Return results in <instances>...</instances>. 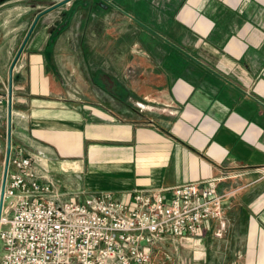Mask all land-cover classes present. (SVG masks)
<instances>
[{"label":"crops","instance_id":"1","mask_svg":"<svg viewBox=\"0 0 264 264\" xmlns=\"http://www.w3.org/2000/svg\"><path fill=\"white\" fill-rule=\"evenodd\" d=\"M92 1L0 0V88L11 84L16 145L40 181L53 170L99 171L111 175L116 197L218 178L230 202L225 233L215 236L208 221L193 236H159L150 258L180 241L183 257L174 246L159 264H264V0ZM78 9L111 32L117 16L114 42L126 36L145 49L119 42L120 57L133 61L115 70L111 51L82 48L98 63L89 74L61 69L59 42L73 41L67 30ZM118 89L139 105L140 120L113 109ZM59 131L71 132L70 148Z\"/></svg>","mask_w":264,"mask_h":264},{"label":"built area","instance_id":"2","mask_svg":"<svg viewBox=\"0 0 264 264\" xmlns=\"http://www.w3.org/2000/svg\"><path fill=\"white\" fill-rule=\"evenodd\" d=\"M1 181L0 264H148L159 236H193L216 221L213 233L221 237L227 227L228 193L218 191V178L134 189L126 198L101 191L59 200L29 155L11 146L3 188Z\"/></svg>","mask_w":264,"mask_h":264},{"label":"rangeland","instance_id":"3","mask_svg":"<svg viewBox=\"0 0 264 264\" xmlns=\"http://www.w3.org/2000/svg\"><path fill=\"white\" fill-rule=\"evenodd\" d=\"M86 0H76L77 2H84ZM94 2L97 3H108L107 0H93ZM92 1V2H93ZM118 1V0H116ZM91 2V1H90ZM104 4H100V7H103ZM89 14L90 11L86 10V9H78L77 13L74 14L73 18L70 21V26H69V30H67L69 32L70 35H72V40L71 42H59V66L61 65V69L62 65H67L68 67L76 70V71H81V72H85L89 74V70L91 69V67L96 64V59H94V61H92L91 59L89 60L90 62H88V58H85L82 54L81 49L82 48H86L87 50L90 49V47L96 48L99 52L103 53V52H109L111 51L112 53V59H111V63L113 68H115V70H120L122 69V67L125 66V63L127 62L128 64H130L131 61H133V59L131 58H127L126 53L124 51H122V55L120 57V43L122 44V47L124 48L127 45V50L130 49H135L137 48V46L140 43L137 42H128L127 41V37H122L121 41L119 42H114V35L115 33H117L119 31V20L117 16L112 17L111 23H112V32L110 30V25H103L102 23L98 20L95 19L96 17H93V19H89ZM69 18V17H68ZM83 20L84 22L80 23V21ZM66 31V33H67ZM87 35L89 36H93V39H98L95 43L93 42H88L87 40ZM142 44V43H141ZM140 44V47H141ZM95 45V46H94ZM138 47L140 50L141 49H145V47L142 45V47L140 48ZM126 48H124L123 50H125ZM21 60V59H20ZM18 61V63H16V67L19 66V64H21V61ZM24 64V62H23ZM99 67V66H98ZM90 76V75H89ZM5 83L7 82L5 79L3 80ZM72 82L73 79H70L68 81L67 84V88L71 87L73 85ZM4 85H1L0 88V96L2 99V102L0 103V179L2 177V172H3V164H4V158H5V152H6V145H7V107H6V93H7V83ZM15 83V81H14ZM119 85V84H117ZM91 86V87H90ZM95 87L96 89H98L94 83L91 84L89 83V88L86 92L91 93L94 95V91L92 90V87ZM122 91L120 89L118 90H113V98H112V107L113 109L117 110L121 107L124 108H129L131 110H127V112H129V114H125L127 119H141L140 117H137L134 113V109L135 108H139L138 104H136V102H126L124 100H122V98L119 96V94H121ZM118 94V95H117ZM95 101H98L99 103L103 104V101L98 97V95L95 94ZM86 101H91L89 99H86ZM108 103L106 102V106ZM138 105V106H137ZM133 108V109H132ZM11 109H13V104ZM134 112V113H133ZM10 129L12 130V120H11V126ZM59 139V142H64V145L66 147L72 146L70 144L71 140H72V135L71 132L67 133V132H62L59 131V136L56 137V140ZM10 144L12 147H19L22 149L23 153L29 155V153H27L28 151H26L27 149L25 147H23L22 145H16L13 137L10 134ZM86 146V145H85ZM60 164V162H59ZM50 176H51V180H46L52 188H55V186L57 187V189L59 190V200H82L85 196L90 195L92 193L95 192H99V191H111L113 189H115V186L111 180V175L107 174V173H101L99 171H97L96 173H93V171H84V172H80L78 174H75L73 171H71L70 169H59V171H51L50 172ZM60 192H62L63 194H60ZM112 192V191H111ZM75 194H79L80 198L77 199L75 197ZM118 198H123L122 196H117ZM9 199H5L4 201V205L6 206L8 204ZM230 210V202H227L224 204V208H223V218L227 221V217L226 215L228 214V211ZM210 233L212 232L209 231ZM172 243V246L169 243H165V245L162 246H158L157 248H159V250H162V252L159 253V250L153 253V258H150V262H154V264H159V258L163 255V251H170L171 249H173L174 246H176V250L178 251V255L180 258H182L183 256L181 255V253H183L185 251V247L181 244V242L179 241H170ZM2 255V243L0 241V257ZM178 257V256H177ZM154 259V261H153ZM184 259V258H183ZM150 262L148 264H150Z\"/></svg>","mask_w":264,"mask_h":264},{"label":"water","instance_id":"4","mask_svg":"<svg viewBox=\"0 0 264 264\" xmlns=\"http://www.w3.org/2000/svg\"><path fill=\"white\" fill-rule=\"evenodd\" d=\"M62 3V2H61ZM11 84L8 85L7 93H6V106H7V145H6V152H5V158H4V164H3V172H2V181H1V187L3 188L5 174L7 170V164H8V158H9V152H10V126H11V106H12V96H11ZM1 188V192H2Z\"/></svg>","mask_w":264,"mask_h":264}]
</instances>
